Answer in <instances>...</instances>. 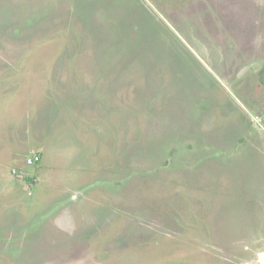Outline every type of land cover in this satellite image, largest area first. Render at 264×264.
<instances>
[{"label":"rangeland","instance_id":"374dc122","mask_svg":"<svg viewBox=\"0 0 264 264\" xmlns=\"http://www.w3.org/2000/svg\"><path fill=\"white\" fill-rule=\"evenodd\" d=\"M0 264H264V0H0Z\"/></svg>","mask_w":264,"mask_h":264},{"label":"built area","instance_id":"2783aa9c","mask_svg":"<svg viewBox=\"0 0 264 264\" xmlns=\"http://www.w3.org/2000/svg\"><path fill=\"white\" fill-rule=\"evenodd\" d=\"M39 161H40V155L38 153H33L32 155L27 156L25 159L26 165H32Z\"/></svg>","mask_w":264,"mask_h":264},{"label":"crops","instance_id":"0c3cea01","mask_svg":"<svg viewBox=\"0 0 264 264\" xmlns=\"http://www.w3.org/2000/svg\"><path fill=\"white\" fill-rule=\"evenodd\" d=\"M263 255V254H262Z\"/></svg>","mask_w":264,"mask_h":264}]
</instances>
